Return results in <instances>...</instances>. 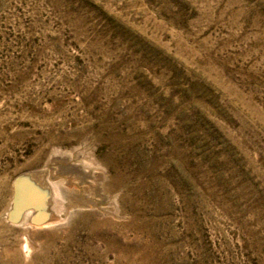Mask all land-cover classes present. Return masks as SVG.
I'll return each mask as SVG.
<instances>
[{
	"label": "rangeland",
	"instance_id": "1",
	"mask_svg": "<svg viewBox=\"0 0 264 264\" xmlns=\"http://www.w3.org/2000/svg\"><path fill=\"white\" fill-rule=\"evenodd\" d=\"M0 264H264V0H0Z\"/></svg>",
	"mask_w": 264,
	"mask_h": 264
},
{
	"label": "bare ground",
	"instance_id": "2",
	"mask_svg": "<svg viewBox=\"0 0 264 264\" xmlns=\"http://www.w3.org/2000/svg\"><path fill=\"white\" fill-rule=\"evenodd\" d=\"M47 165L42 170L21 174L23 176L15 184L17 190L14 209L10 215L13 220H21L25 225L32 226L57 220L58 211L55 209L53 197H55L54 193L55 195L58 194L55 184L62 178H65L71 187H81L87 183L88 188L89 186L92 187L93 192L101 197L99 186L94 184L93 180H87L91 172L84 170L82 165L71 163L67 158L58 164L59 169L57 171H54L53 165ZM70 201L72 206H98L99 204L95 199L83 198V194L82 197H72ZM27 243L30 248H33L32 241L28 240Z\"/></svg>",
	"mask_w": 264,
	"mask_h": 264
}]
</instances>
